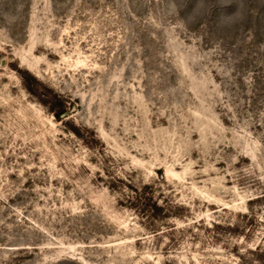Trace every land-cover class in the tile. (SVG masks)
<instances>
[{"label": "rangeland", "instance_id": "374dc122", "mask_svg": "<svg viewBox=\"0 0 264 264\" xmlns=\"http://www.w3.org/2000/svg\"><path fill=\"white\" fill-rule=\"evenodd\" d=\"M0 264H264V0H0Z\"/></svg>", "mask_w": 264, "mask_h": 264}, {"label": "trees", "instance_id": "16d2710c", "mask_svg": "<svg viewBox=\"0 0 264 264\" xmlns=\"http://www.w3.org/2000/svg\"><path fill=\"white\" fill-rule=\"evenodd\" d=\"M56 115H58V113H56Z\"/></svg>", "mask_w": 264, "mask_h": 264}]
</instances>
